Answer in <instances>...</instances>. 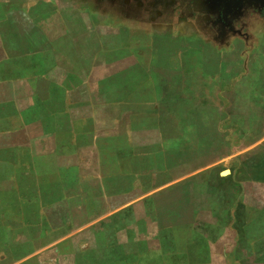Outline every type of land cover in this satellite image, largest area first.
Wrapping results in <instances>:
<instances>
[{
	"label": "rangeland",
	"instance_id": "1",
	"mask_svg": "<svg viewBox=\"0 0 264 264\" xmlns=\"http://www.w3.org/2000/svg\"><path fill=\"white\" fill-rule=\"evenodd\" d=\"M4 24L57 51L13 64L36 117L14 165L0 120V264H264V0H0Z\"/></svg>",
	"mask_w": 264,
	"mask_h": 264
},
{
	"label": "crops",
	"instance_id": "2",
	"mask_svg": "<svg viewBox=\"0 0 264 264\" xmlns=\"http://www.w3.org/2000/svg\"><path fill=\"white\" fill-rule=\"evenodd\" d=\"M3 5V4H2ZM6 6V5H5ZM7 9V6H6ZM8 22V20H7ZM2 25V24H1ZM5 25V26H4ZM0 27V69L8 68V77L6 75H2L0 73V120H4L8 125V164L14 165L13 163H18V157H14L13 151L18 148H23L22 145L14 143L10 138V135L13 133L14 125H23L22 130H25V127H28L30 122L33 121L30 117H36L33 114L32 108L30 105L32 103H27L23 101L21 96V88H20V80H24V77H17L13 75L12 69L13 64L16 61H20L22 64L27 61L30 62L29 59H32L35 55L36 57H41V61L39 60V68H42L43 63H48V53H54L55 50L53 46H45V40H42L39 34L38 35H25V38L21 36L19 39L17 38L16 31H12V29H8L9 25L4 24ZM39 38H35V37ZM32 37L33 42H28V38ZM12 42V43H11ZM15 42V44H14ZM27 42V44H26ZM36 47L35 50H31L30 47ZM30 53L34 55H30ZM44 58V60H43ZM29 66L23 65L21 69H27ZM192 68V66H190ZM29 81L37 80L36 82H41V77H33L28 76ZM199 79V78H198ZM34 90V88H33ZM32 93H39V90L32 91ZM4 109H8V112L5 114ZM22 109V110H21ZM21 110V111H20ZM44 115V114H43ZM44 118L42 115H37L38 117ZM56 116V115H54ZM19 117V118H18ZM21 118V119H20ZM41 122V121H39ZM4 123V124H5ZM19 124V125H18ZM24 128V129H23ZM28 144L24 145V147L28 148ZM29 156V154H28ZM20 163V162H19ZM11 180V178H8ZM10 204V203H8ZM12 205V204H11ZM9 211V209H8Z\"/></svg>",
	"mask_w": 264,
	"mask_h": 264
},
{
	"label": "clouds",
	"instance_id": "3",
	"mask_svg": "<svg viewBox=\"0 0 264 264\" xmlns=\"http://www.w3.org/2000/svg\"><path fill=\"white\" fill-rule=\"evenodd\" d=\"M188 131H192L191 127H189ZM176 147H179V144L177 142Z\"/></svg>",
	"mask_w": 264,
	"mask_h": 264
}]
</instances>
